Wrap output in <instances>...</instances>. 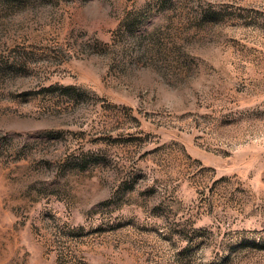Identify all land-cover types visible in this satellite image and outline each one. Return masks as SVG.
Masks as SVG:
<instances>
[{
    "label": "rangeland",
    "instance_id": "obj_1",
    "mask_svg": "<svg viewBox=\"0 0 264 264\" xmlns=\"http://www.w3.org/2000/svg\"><path fill=\"white\" fill-rule=\"evenodd\" d=\"M0 264H264V0H0Z\"/></svg>",
    "mask_w": 264,
    "mask_h": 264
}]
</instances>
